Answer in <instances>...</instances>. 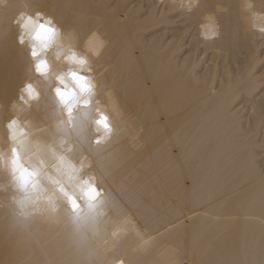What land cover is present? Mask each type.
Returning <instances> with one entry per match:
<instances>
[{
	"label": "clouds",
	"instance_id": "obj_1",
	"mask_svg": "<svg viewBox=\"0 0 264 264\" xmlns=\"http://www.w3.org/2000/svg\"><path fill=\"white\" fill-rule=\"evenodd\" d=\"M149 4L217 61L264 51V0ZM127 21L123 0H0V264H209L217 246L219 264H264V171L252 181L246 156L264 117L254 132L204 114L174 53L149 72L116 50L109 25ZM144 82L168 87L146 102ZM161 102L183 116L150 136ZM176 138L191 181L173 178Z\"/></svg>",
	"mask_w": 264,
	"mask_h": 264
},
{
	"label": "bare ground",
	"instance_id": "obj_2",
	"mask_svg": "<svg viewBox=\"0 0 264 264\" xmlns=\"http://www.w3.org/2000/svg\"><path fill=\"white\" fill-rule=\"evenodd\" d=\"M62 2L70 9L81 0ZM123 2L128 14L127 23L109 25L117 51L124 50L128 55L138 51L136 59L149 72L160 49L174 53L178 62L188 66V85L192 82H202L205 85L204 89L193 90L194 96L203 93L207 97L204 114L225 111L231 122L255 132L257 122L264 117V51L254 54L252 58L245 56L241 59L233 55L228 62L217 61L214 55H204L197 42L185 31L186 25L181 20L150 12L149 0ZM228 80L232 81V86L224 89L222 85ZM167 87V83H163L159 89H148L144 82L143 88L152 94L151 97H146V102L151 98H158ZM213 87L218 89L215 94L212 92ZM159 114L163 119L154 121L149 126L150 136L156 135L160 128L174 126L183 116V113L174 114L170 105L163 102L159 103ZM255 134L259 139L250 141L246 146L248 175L252 181L259 178L260 171H264V129ZM173 143L176 150L169 157L173 164V178L177 181H191L196 176L198 167L195 164L191 167L187 165L188 149L183 139L176 138ZM119 179L123 195L130 201L136 200L140 195V186L134 174L130 173ZM227 256V250L223 246H217L209 264H219Z\"/></svg>",
	"mask_w": 264,
	"mask_h": 264
}]
</instances>
